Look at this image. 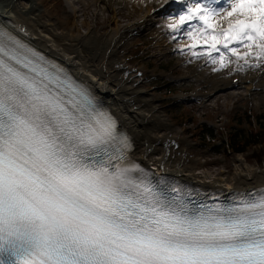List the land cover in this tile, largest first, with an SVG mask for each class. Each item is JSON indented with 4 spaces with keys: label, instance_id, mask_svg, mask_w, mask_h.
<instances>
[{
    "label": "snow or ice",
    "instance_id": "obj_1",
    "mask_svg": "<svg viewBox=\"0 0 264 264\" xmlns=\"http://www.w3.org/2000/svg\"><path fill=\"white\" fill-rule=\"evenodd\" d=\"M220 2L189 4L169 27L198 20L189 51L203 43L222 66L218 45L237 60L264 54V0ZM21 47L0 30V264H264V193L232 207L169 200L134 175L126 138L87 90Z\"/></svg>",
    "mask_w": 264,
    "mask_h": 264
},
{
    "label": "bare ground",
    "instance_id": "obj_2",
    "mask_svg": "<svg viewBox=\"0 0 264 264\" xmlns=\"http://www.w3.org/2000/svg\"><path fill=\"white\" fill-rule=\"evenodd\" d=\"M65 1L75 18H79L78 15H81V24L88 21L91 15L94 24L101 25L102 29L105 27L107 19L104 10L113 8V20L117 26L115 33L102 32V36H97L96 31L98 30L93 26L85 36L74 34L60 27L58 22L45 17L40 8L43 0H0V25L25 44L31 46L32 49L41 52L78 78L97 98L98 102L109 108L117 118L119 126L131 137L130 161L132 163L153 171L159 176L209 188L216 192H241L264 186V168L246 163L244 157L247 153H240L236 156V166L230 177L225 176L222 171L209 173L197 166L185 163L183 151L177 150L178 148L175 150L170 145L169 134L166 130L168 124L157 112V108L144 99L141 95L143 93L134 88L129 78L122 77L124 70L120 69L119 64L110 59V57H115L120 38L135 30L153 31L158 28L168 34H185V30L194 24L193 22L187 21L178 32H173L169 26L179 23V15L187 11L189 4H195L193 0H184L176 6L172 4L171 0ZM114 3H116L115 7L113 6ZM128 3L131 4L132 8L126 12L123 9ZM160 5L163 6L161 9H155ZM177 12H179L178 16L176 15ZM158 13L171 15L172 21L167 28H164L154 17ZM120 17L128 21L135 19V21L128 26L119 28L117 23ZM215 21L222 22V17L217 16ZM87 24L90 26L89 23ZM222 26H227L226 22H223ZM181 41L183 43L177 48L180 53L191 55V61L195 62L196 66L202 67L203 64H207L206 67H202V76L194 77L195 80H199L203 75L212 72L211 84L214 89H220V87L228 84L231 77L235 76H229V73L238 69L239 73L246 74L244 79L251 78L250 83L245 88L249 91L253 88L258 91L256 104H264V78L260 76L264 72V54L257 58L255 53L259 52L258 48H252L250 50L252 54L237 60V57L228 55L222 45H218L226 56L224 61L226 66H222L219 53L212 52L211 58L205 55L210 50L205 44H197L195 49L197 55L193 56L192 52L189 51V46L194 41L189 38L181 39ZM230 47H235L241 55L249 51L243 45L235 42L230 44ZM213 60L216 62L213 63ZM259 67L262 70L260 74L256 71ZM229 84L232 85L230 82ZM252 84L254 86H251ZM217 92L215 98L216 100L222 98V106L228 100L238 96L234 93L223 95L220 90Z\"/></svg>",
    "mask_w": 264,
    "mask_h": 264
},
{
    "label": "rangeland",
    "instance_id": "obj_3",
    "mask_svg": "<svg viewBox=\"0 0 264 264\" xmlns=\"http://www.w3.org/2000/svg\"><path fill=\"white\" fill-rule=\"evenodd\" d=\"M113 6L115 7L116 3ZM40 8L46 18L58 22L60 27L77 35L85 36L94 24L91 15L85 22L86 24L89 23L90 26L85 23L81 24V15H78L79 18H75L65 0H43ZM130 8L132 6L128 3L123 10L127 12V10H131ZM104 13L107 16L105 27L102 29L101 25L94 24L98 30L96 31L97 36L101 35L102 32L114 34L117 27L113 20V8L104 10ZM122 19L120 17L117 23L119 28H122L128 21ZM158 19L164 28H167L168 24L171 23V19L165 14L158 16ZM179 34H168L158 28L153 31L135 30L120 38L115 57H110V59L119 64L120 69L124 70L122 77L129 78L134 88L143 93L141 95L144 99L157 108V112L169 126L166 130L169 134L170 145L175 150L178 148L177 150L183 151L185 163L197 166L209 173L222 171L225 176L230 177L236 166L235 158L240 153L231 152L230 148L227 147L224 140L225 133L231 127L248 131L252 126H264V104H256L259 94L256 89L249 94L242 88L223 89L220 87V93L223 95L238 94L237 97L228 100L223 106L221 105L222 98L216 100V93L215 95H208L206 98L207 90H214V92L217 90L211 84L213 73L209 72L199 80L194 79L207 64H203V68H197L195 62L191 61L187 65L182 63L184 57L183 54L178 53L177 48L183 43L181 39L188 37L183 33ZM136 45L140 47L134 49ZM165 52H168V55L164 56ZM184 71L189 72L194 77L185 80L178 79L181 76L180 73ZM256 71L259 74L262 72L260 67ZM262 73L260 76L264 78V72ZM196 89L203 91V96L193 94ZM244 92H247L248 95L245 96ZM204 102L205 104H203ZM204 125L213 128L214 140L198 135L197 129L205 128ZM243 153H247V156L244 157L246 163L264 168V155L258 164L251 156L252 148Z\"/></svg>",
    "mask_w": 264,
    "mask_h": 264
},
{
    "label": "trees",
    "instance_id": "obj_4",
    "mask_svg": "<svg viewBox=\"0 0 264 264\" xmlns=\"http://www.w3.org/2000/svg\"><path fill=\"white\" fill-rule=\"evenodd\" d=\"M250 117L249 115H246ZM205 128H200L198 135L203 138L213 137V129L207 126ZM226 143L234 153H243L245 150L252 148V157L256 163H260L264 155V126H252L248 131H244L241 128L231 127L225 136ZM254 148H257L256 150Z\"/></svg>",
    "mask_w": 264,
    "mask_h": 264
}]
</instances>
